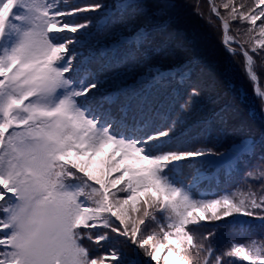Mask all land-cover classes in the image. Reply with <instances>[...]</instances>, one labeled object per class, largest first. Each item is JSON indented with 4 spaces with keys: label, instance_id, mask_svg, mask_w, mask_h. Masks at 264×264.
Instances as JSON below:
<instances>
[{
    "label": "snow or ice",
    "instance_id": "1",
    "mask_svg": "<svg viewBox=\"0 0 264 264\" xmlns=\"http://www.w3.org/2000/svg\"><path fill=\"white\" fill-rule=\"evenodd\" d=\"M107 8L101 0H0V264H264V239L217 251L204 223L240 231L250 227L242 217L264 224V132L257 139L246 122L229 129L238 110L225 105L201 122L200 146L181 140L203 89L172 67L177 50L190 47L168 30L175 0H114L101 16ZM209 8L225 45L238 43L232 22L245 25L244 73L264 120V0H209ZM101 19L115 68L77 72L84 38ZM129 80L184 84L186 98L178 112L163 111ZM227 134L234 139L222 148ZM257 158L230 190L201 183L210 165H226L230 178ZM110 232L125 238L131 258L85 243L101 245Z\"/></svg>",
    "mask_w": 264,
    "mask_h": 264
},
{
    "label": "trees",
    "instance_id": "2",
    "mask_svg": "<svg viewBox=\"0 0 264 264\" xmlns=\"http://www.w3.org/2000/svg\"><path fill=\"white\" fill-rule=\"evenodd\" d=\"M101 1L111 5L114 2V0ZM78 2L77 0H73L69 3V6H71L72 3L76 4ZM197 2H199L200 11L203 12V17L197 14L195 7ZM214 2L219 5L221 0H214ZM240 2L241 0H236L237 4ZM249 2H251V0H249ZM175 3L176 9L168 30H174L178 33V35L174 36V40L177 44L181 41H188L190 42V47L188 50H177L172 67L174 69L189 71L192 76V81L203 89L201 96L197 97L201 98L203 103L197 105L195 108L196 102H194L195 109H193V112L186 120L191 118L192 121H194V118H197L203 121L212 116L213 113L218 112L225 105H231L238 110V118L230 122L228 126L229 129L234 124L246 122L252 128L253 134L258 139L261 133L264 132V120L261 119L259 102L253 93V86L244 73V57L240 50V45H243L244 48L249 47V44L246 43L247 36H245L243 32L245 25L232 22L229 35L234 36L238 43H230L227 47L222 43L219 21L211 14L209 0H175ZM220 11L223 12L224 9L220 8ZM88 14L89 13L86 15ZM210 16L213 21L212 24L208 22ZM155 28H159V22ZM237 28L240 29V32L236 31ZM102 36L103 31L97 28L89 37L84 38V47L80 50L84 53L86 58L82 59V56L74 62L77 72L84 67H89L91 70L102 74V76H109L111 74L110 71L114 70V65L111 67L108 66L111 53L101 48L102 42H109L107 39L100 41V37ZM230 47L236 49L235 54L229 50ZM255 59L259 64L260 58L255 57ZM95 61H98V67L92 65ZM258 71L261 77L260 83L264 85V69H258ZM73 75H75V73H73ZM173 84L176 85V88L168 93L172 94L171 97H168L166 93L163 94L167 86H164V88L152 84L151 87L145 89L147 93H150L152 102L158 108L171 113L176 111L178 99L183 96L186 97L187 92L186 85L178 83ZM106 88L112 91L116 87L113 85H106ZM202 105H204V107L200 110ZM200 114L203 116H200ZM185 125L186 124H184L183 129L178 133V136L181 140L187 141L189 146H194L196 144L190 143V141L194 139L200 140L203 133L199 131L200 126L195 125L196 127H187ZM215 136L216 132L214 131L213 137L215 138ZM204 138L207 139V137ZM220 139L222 140V148H227L230 143H232L234 137L231 134H227L221 136ZM257 163H259L258 158L251 161L245 160L230 178L225 177L222 171L220 172L219 179H212L202 184L210 188L213 192L230 190L240 185L244 173ZM251 182L256 186L259 184L258 181ZM253 218L256 219V217ZM249 225L250 227L247 231H240L231 227L225 228H231L232 234L240 239L241 244H247L252 239H264V224L261 222H251ZM112 240L113 237H110L108 241H105V244L102 245V242L99 248H93V245L95 247L96 244L91 242L86 241L85 243L96 253L115 247L127 253L129 258L133 256L131 248L124 245V240H122V246L119 241H116L118 245H115ZM241 264H247V262H241Z\"/></svg>",
    "mask_w": 264,
    "mask_h": 264
},
{
    "label": "rangeland",
    "instance_id": "3",
    "mask_svg": "<svg viewBox=\"0 0 264 264\" xmlns=\"http://www.w3.org/2000/svg\"><path fill=\"white\" fill-rule=\"evenodd\" d=\"M71 1H73V0H69V3H71ZM77 1H79L78 3H76V4H84L85 2H86V0H77ZM102 3H104V4H106V5H108V8L107 9H105V12L104 13H100V15L101 16H104L105 15V13H109L110 14V12H111V10H112V5L111 4H109V3H106V2H104V1H101ZM73 4V3H72ZM71 4V5H72ZM89 16H93V17H95L97 14L96 13H89L88 14ZM97 28H99V29H101L102 31H103V36L102 37H100V41H104L105 39H107V32H108V28H107V26H106V24L104 23V20L103 19H101V20H99L98 22H97V24L95 25V26H93L91 29H90V33H92V32H94L95 31V29H97ZM108 40V39H107ZM109 42H102L101 43V47H106V45L108 44ZM84 58H86L85 57V55H83V57H82V59H84ZM92 65L95 67H98L99 66V64H98V61H95V62H93L92 63ZM114 68H115V66H114ZM113 68V69H114ZM112 71L113 70H111L110 71V73H112ZM111 75V74H110ZM150 82V81H149ZM128 83H129V85H131V86H133L134 87V89L135 90H137L138 88H141V86H143V85H145V83H139V82H133L132 80H129L128 81ZM165 88V87H164ZM167 88H169V89H167ZM143 89H145V86H143V88L141 89V91L140 92H142V90ZM174 89V84H171V85H169V86H167L166 87V89L164 90V93L163 94H165L166 93V95H168V97L170 96H172V94H168V93H170L171 92V90H173ZM169 90V91H168ZM173 93V92H172ZM165 95V96H166ZM184 97V96H183ZM184 98H186V97H184ZM183 102V99H178V102L176 103L177 104V109H176V111L174 112V113H176V112H178L179 111V104L180 103H182ZM194 102H196V106H195V108L197 107V105H200V104H202L203 102H202V99L201 98H197ZM203 107H204V105H202L201 107H200V110L201 109H203ZM194 108V109H195ZM200 116H203V115H201L200 114ZM202 122V120H198L197 118H194V121H192V119L190 118V119H187L186 120V122H185V126H187V127H196L195 125H197V124H199V123H201ZM197 126H201V124H199V125H197ZM198 138V137H197ZM198 139H194L193 141H190V143H195L196 141H197ZM196 145H194V146H200L199 144H197V143H195ZM231 144V143H230ZM209 146H211V145H209ZM215 165H217V164H214V165H210V166H208V168H207V170H206V174L205 175H207L210 171H211V169H213L214 168V166ZM223 171V169H221V171L220 172H222ZM216 173V172H215ZM247 218H249V217H247ZM250 218H252V217H250ZM229 220L230 219H232V218H228ZM118 223V222H117ZM204 223H206V225H207V230H212V231H214V236L212 237V245L217 249V251H222L224 248H226V247H228V246H230V244L232 243V242H235V243H237V244H241L240 243V239L237 237V236H234L233 234H232V232H231V228H229V229H227V228H225V227H230V226H225L224 225V222L223 221H219V222H204ZM109 236L110 237H113V243L115 244V245H118V242H116V241H119V243L121 244V246H122V240H124L125 238L123 237V239H122V237H119L116 233H109ZM103 244H105V242H103L102 243V245ZM100 246L99 245H96L95 247H94V245H93V248H99ZM137 251H139V250H137ZM138 258L142 261V262H144V261H147L149 258H146V257H144L142 254H140L139 256H138Z\"/></svg>",
    "mask_w": 264,
    "mask_h": 264
},
{
    "label": "water",
    "instance_id": "4",
    "mask_svg": "<svg viewBox=\"0 0 264 264\" xmlns=\"http://www.w3.org/2000/svg\"><path fill=\"white\" fill-rule=\"evenodd\" d=\"M226 46H228V45H226Z\"/></svg>",
    "mask_w": 264,
    "mask_h": 264
}]
</instances>
